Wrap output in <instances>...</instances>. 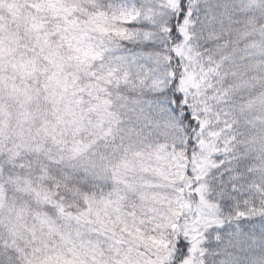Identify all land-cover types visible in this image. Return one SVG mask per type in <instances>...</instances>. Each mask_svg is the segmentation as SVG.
<instances>
[{
  "label": "snow or ice",
  "instance_id": "obj_1",
  "mask_svg": "<svg viewBox=\"0 0 264 264\" xmlns=\"http://www.w3.org/2000/svg\"><path fill=\"white\" fill-rule=\"evenodd\" d=\"M0 264H264V0H0Z\"/></svg>",
  "mask_w": 264,
  "mask_h": 264
}]
</instances>
